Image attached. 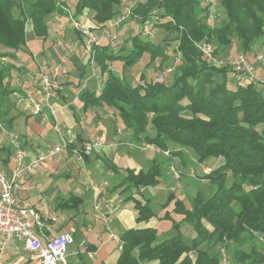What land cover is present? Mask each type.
Instances as JSON below:
<instances>
[{"label":"trees","instance_id":"obj_1","mask_svg":"<svg viewBox=\"0 0 264 264\" xmlns=\"http://www.w3.org/2000/svg\"><path fill=\"white\" fill-rule=\"evenodd\" d=\"M124 1L0 0V55L15 58L30 36L45 39L46 18L52 14L67 17L69 12L79 19L90 13L92 24L87 27L99 30ZM217 2L224 15L213 22L208 20L206 0H139L128 19L139 26L148 24L174 33L173 42H153L143 26L130 33L122 47L93 44L87 55L101 86L98 92L88 87L79 90L84 109L95 104L113 108L134 140L169 150V156H181L190 148L201 164L219 160L202 176L215 188L209 197L203 199L197 192L188 198L191 207H186L184 200L171 192L161 205L165 208L173 201V211L182 214L181 219L171 220L176 234L158 240L155 227L126 229L119 237L116 264H222L227 260L228 242L234 243L229 264H264V250L257 245L259 238L264 243V83L239 80L230 65L204 56L198 47L202 40L212 39L228 47L234 34L242 52H250L255 41L264 36V0ZM75 33L77 43L82 44L83 32L78 28ZM172 44L179 61L170 79H147L141 71L136 84H131L108 65L116 60L133 66L145 53L149 61L159 58L162 63ZM12 67L8 62L0 69V99L13 92L9 82ZM170 143L179 148L169 149ZM80 152L83 158L88 156L83 146ZM156 158L145 169L124 168L120 180V187L124 186L121 192L133 200L137 222L155 215L146 188L160 183L161 166ZM70 200L68 207H77L82 201L78 196ZM184 224L194 231L189 245L180 231ZM202 243L206 248L200 247Z\"/></svg>","mask_w":264,"mask_h":264},{"label":"crops","instance_id":"obj_2","mask_svg":"<svg viewBox=\"0 0 264 264\" xmlns=\"http://www.w3.org/2000/svg\"><path fill=\"white\" fill-rule=\"evenodd\" d=\"M52 16L53 18L56 16L55 21L58 22V26L61 25V29L67 25L74 26L76 22L70 16L63 24V21L60 22L57 18L60 15L56 13ZM85 16L82 15L77 22L82 24L86 22L84 25L90 26L92 22ZM56 29L58 28H52L48 24V36L45 39L38 38L37 49L29 47L27 38L26 45L16 52L15 58L5 57L0 62V69L8 62L13 65L9 74L13 92L0 99V167L8 170L11 167V154L7 153V149L11 151L12 147L8 143L7 130L15 131L29 155L35 156L46 145L59 141V136L53 128L56 120L61 125L68 146L53 159L40 164L35 174L20 180L16 192L24 204L37 208L39 219L36 224V233L43 241L62 232L73 234L74 243L67 249V264H116L121 247L120 234L129 228H156L159 219L158 214L155 213L146 221L134 220L136 211L133 212V200L126 199V193L121 192L124 186L120 187L124 168H147L156 157L158 150L154 148L143 150L140 147L141 142L134 140L123 126L121 128L120 126H83L81 124V121L85 119L83 117L78 120L75 116L74 101L80 99L78 92L81 88L88 87L96 92L97 89L92 85L100 83V79L98 82L96 79L99 74L84 71L83 63L81 64L77 53L70 56L72 50L66 48L63 52L58 48L56 44L58 40L54 41L58 34ZM91 31L97 36L101 35L98 29H91ZM104 40H102L103 43ZM66 55H69L68 62L66 61L69 73L62 78V89L51 99L50 109L42 103V110L49 116L47 120H43L41 114H33L28 94H33L38 99L40 97L36 85L38 66L43 63L57 62ZM65 59L67 60L66 57ZM51 109L54 111L53 114L50 113ZM95 110V120H98L101 112L97 108ZM94 127L101 128V132L107 137L94 133L92 130ZM83 131H85L84 137ZM67 134L73 139H68ZM96 137L101 138L103 143L94 146L90 152H86L88 156L83 158L80 147L86 141ZM134 149L141 154H132L131 151ZM181 157L182 155L172 158L173 161L182 162ZM166 158V160L169 159L168 156ZM217 161L211 160L210 166H215ZM50 168L57 170L59 175L67 180L70 174L76 179L71 184L64 181V185L55 186V191L49 200H32V194H42L45 192L44 188L53 183ZM153 188H146V192L152 197L156 194ZM132 193L136 194V191ZM72 196L82 199L77 207L66 205V202L72 203L70 200ZM162 210L164 213L168 212L166 207L162 209L160 207L157 211L160 213ZM181 227V233L186 229L185 227H188L191 230V237L194 236L190 225L184 224ZM114 228H122L119 235L114 234ZM111 234L115 238L111 237ZM87 252H91V256ZM4 260L6 264H31L29 253L17 241L7 248ZM226 261L224 260L222 264H227ZM142 264H156V262L148 261Z\"/></svg>","mask_w":264,"mask_h":264},{"label":"rangeland","instance_id":"obj_3","mask_svg":"<svg viewBox=\"0 0 264 264\" xmlns=\"http://www.w3.org/2000/svg\"><path fill=\"white\" fill-rule=\"evenodd\" d=\"M138 1L139 0H131L130 2L132 3L133 6H135ZM213 10H214V13L216 14L213 22L223 17L224 13L222 9H220L218 3L216 4ZM89 14L90 13H87L85 14L86 16L85 15L84 16L88 18ZM70 16H71V13L68 12L67 17H65L64 15H60V17L57 16V18L60 20V22L62 20L63 24H65V22L67 21L66 18H70ZM55 17L53 18V16L51 15L49 18H46V19H47V24H49L50 27L58 28L56 29V31H58V34L56 36V39L54 40L55 42L56 40H58L56 42L58 48L62 49L63 52L66 50V48L72 50L69 54L70 56L71 55L73 56V54L77 53L78 58H80L81 60V64L83 63L82 65L84 67V71L89 72L90 74L95 73L97 75L98 71L95 70V67L92 64H88L86 61L88 54L84 52L82 44L80 42L77 43V40L79 39L75 31L78 30V27L75 25L74 26L67 25L64 28H62L63 29L62 30L61 25L59 26L57 25L58 22L55 21ZM77 20L78 19H75L76 22ZM78 23L82 24L79 21ZM84 24L86 25V22ZM143 26L144 24L139 26V24L132 19H127L125 22H123L121 26L119 27V29L117 30L119 32L118 38L120 40V43L115 48L122 47L124 45V42L127 36L130 33H135L139 31V29L143 28ZM148 28H150V26ZM151 31H152V35L150 36V39L153 42H158L163 39H167L173 42L172 38L174 36V33L169 34L165 30L159 29V28H153V29L151 28ZM235 38H236L235 35L232 34L231 35L232 45L230 44L228 47H226L225 45L221 43L219 44L215 39H212V41L208 40L209 44H211V46L213 47L210 58L213 61L218 62L221 58H223L228 53H243L237 39ZM37 41H38L37 37L32 38L30 36L28 38L29 47L37 49L39 46ZM107 42L108 41L105 39L104 43H107ZM79 46H81L80 49L78 48ZM174 47H175V44H172L167 47V50L169 51L170 55L162 63L160 62L159 58H156V59L154 58V60L149 61L150 60L149 54L145 53L143 57L141 58V60L133 66H124L121 61H116V60L109 61L108 65L110 69H113L114 71H116L119 75H121L131 84H136L141 71L145 72V76L147 77V79H152V80L162 79V78L170 79L172 76V72L175 70L177 62L179 61L178 59L175 58V54L173 53ZM259 53H262L264 55V36L263 38L261 37L255 41V43L251 46L250 52L248 51L247 53H243L245 54L246 57H248V59H250L254 63L255 73L260 79V81L261 80L264 81V56L262 60L256 61V56ZM69 55L65 56L67 58V62H68ZM168 68L170 69V71H168ZM98 76L99 75L96 76L97 82L100 79ZM78 82H79V79H78ZM92 86L93 88L97 89L96 90L97 92L99 91L101 85L100 83L98 84L96 83V84H93ZM73 108H74L75 116L77 117L78 120H81L84 117L85 121L84 120L81 121V124L83 126H89V125L90 126H120L121 128L123 126L119 116L116 115V111L111 107H107L101 104H95L93 106H89L87 109H84L83 102L80 99H77L76 101H74ZM95 108H97L101 112V116L98 118V120H95L96 119ZM84 122H86V124H84ZM92 130H94V133H97V135L105 136V134L101 132V128L94 127ZM84 135H85V131H83L82 133L83 137ZM67 138L73 139L68 134H67ZM176 148H179L177 144H174V143L169 144V149H176ZM166 151L168 152L169 150H166ZM139 152L140 151L136 149L131 151V153L134 155L141 154ZM156 154H157L156 157L158 158L160 162V166H161L160 183L157 186H153L156 190V194L154 195V197H152L151 194L148 195L147 192H146V195L151 197L150 206L152 207L154 212L158 214L159 216L156 229H157V239L161 240V239L172 237L176 234L175 232L176 230L172 229L171 220L172 219L179 220L182 217V214L176 213L175 211H173V201H170L166 204V209L169 212V216L165 217L164 210L158 213L157 211L158 208H160L161 205L167 201V197L169 193L173 192L174 194H176L177 197H180L184 200L186 207H191L190 200H188L189 197L192 198L196 195L197 192H201L203 199H206L214 192L215 188L209 181L202 178L204 174V169L205 168L207 169V167H204V166L206 165L210 166V163H212L211 159H209L210 161L203 162L202 164L199 163L197 161L196 153L190 148L183 150L182 157L180 159L182 162L177 161V160L173 161L172 156H169L171 155L170 152L164 153V151H162L161 149L158 150ZM158 155H161V156H158ZM165 156L169 157L168 160L170 162L168 160H165L166 159ZM218 163H219V160L214 165H217ZM144 167H147V165H144ZM51 169H52L51 179L53 180V183L45 187L44 188L45 192H43L42 194H37V195L35 193L32 194V197H31L32 200H37V199H43V201L49 200L51 199L52 197L51 195H53L55 191L54 190L55 186L59 187V186L64 185L65 184L64 181L71 184L73 180L76 179V178H73L74 176L70 174V177L67 180L64 176H60L57 170L50 168V170ZM175 171L178 174L177 179L173 177V173ZM133 212L135 213L134 208H133ZM111 225L112 227H115L113 224ZM185 228L187 230L186 229L184 231L182 230L183 231L182 239L185 243L189 245L192 241L191 240L192 239L191 230L188 229V227H185ZM180 229H182V227H180ZM114 231H115L114 233L115 235H117L116 233H118L119 235L120 232L122 231V228H114ZM257 245L258 247H262L264 250V243L261 238H259ZM233 246H234V243L232 242H228L226 244L224 254L227 257V261H226L227 264L230 263V260H229L230 252ZM200 247L206 248V243H202ZM245 248L246 249L250 248L248 243L246 244Z\"/></svg>","mask_w":264,"mask_h":264},{"label":"built area","instance_id":"obj_4","mask_svg":"<svg viewBox=\"0 0 264 264\" xmlns=\"http://www.w3.org/2000/svg\"><path fill=\"white\" fill-rule=\"evenodd\" d=\"M130 1H125L119 12L105 22L103 27L99 29L101 32L100 36L95 35L87 26L78 22L74 23L83 32L82 46L86 54H90L93 44H103V39H106L110 47L114 49L118 46L120 40L117 30L132 12L133 5ZM206 1L209 4L208 20L213 21L216 15L213 9L218 2L217 0ZM148 27V24H145L143 32L150 37L152 31ZM198 47L204 56L210 57L213 47L208 41L199 42ZM263 56L262 53H259L256 56V61L262 60ZM3 60L4 57L0 55V62ZM66 61L65 57H62L57 62L43 63L38 66L36 85L40 97L38 99L33 94H28V99L32 105L33 114H41L43 120L48 119V113L42 110V105L44 104L50 109L51 99L62 89V78L69 73ZM218 62L222 65H230L238 73V79L243 82L264 83L256 75L254 63L243 53H228ZM168 71H170L169 68ZM50 113L53 114L54 111L51 109ZM53 128L59 136V141L55 144L46 145L35 156L29 155L15 131L7 130L8 143L12 147V152L9 170L0 167V264H6L4 260L5 252L14 241L20 242L29 253L31 264H67V249L74 243L73 234L71 232H62L43 241L36 233V224L39 219L37 208L24 204L16 192L20 180L35 174L40 164L53 159L68 146V142L65 141L61 127L56 120ZM102 143V139L96 137L86 141L82 146L85 152H90L94 146ZM140 147L143 150L147 148L160 150L146 142H141ZM164 153L168 152L164 151ZM207 171H209V168L204 169V172ZM173 177L175 179L178 178L176 171L173 173ZM111 237L115 238L113 234H111ZM87 253L91 256V252ZM224 260L226 259L224 258Z\"/></svg>","mask_w":264,"mask_h":264}]
</instances>
